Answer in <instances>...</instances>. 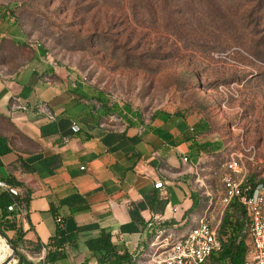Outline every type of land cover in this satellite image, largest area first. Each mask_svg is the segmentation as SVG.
Listing matches in <instances>:
<instances>
[{"label":"crops","instance_id":"obj_1","mask_svg":"<svg viewBox=\"0 0 264 264\" xmlns=\"http://www.w3.org/2000/svg\"><path fill=\"white\" fill-rule=\"evenodd\" d=\"M98 96L41 45L29 44L14 18L0 13V133L12 148L1 157L0 177L19 182L27 202L28 213L18 222L23 264H45L42 248L58 229L67 253L59 264H99L87 240L104 229L139 264L153 249V224L164 234L181 232L204 215L214 219L216 202L204 180L226 141L212 121L159 109L147 121L123 110L127 122L111 123ZM21 103L30 109L18 108ZM40 103L55 120L35 110ZM208 142L212 146H200ZM159 180L163 189L154 186Z\"/></svg>","mask_w":264,"mask_h":264},{"label":"rangeland","instance_id":"obj_2","mask_svg":"<svg viewBox=\"0 0 264 264\" xmlns=\"http://www.w3.org/2000/svg\"><path fill=\"white\" fill-rule=\"evenodd\" d=\"M212 1L215 5L209 7ZM246 1L0 0V13L15 16L28 43L41 45L54 61L104 92L111 103L131 106L144 121L159 109L208 117L226 141L204 180L216 202L212 222L219 230L230 212L221 202L223 177L229 172L225 163L240 157L238 179L264 180V60L250 50L263 34L250 31L263 26H256L258 15ZM220 3L228 5L226 17L232 21L242 13L246 29H218L211 13L220 11ZM238 33L244 34L241 39L234 37ZM258 46L264 50V44ZM110 119L127 122L118 113ZM231 212L244 220L239 210ZM3 232L15 242L13 231ZM17 245L15 264L25 254ZM165 250L154 246L139 264H157Z\"/></svg>","mask_w":264,"mask_h":264},{"label":"trees","instance_id":"obj_3","mask_svg":"<svg viewBox=\"0 0 264 264\" xmlns=\"http://www.w3.org/2000/svg\"><path fill=\"white\" fill-rule=\"evenodd\" d=\"M234 1L236 2V0ZM248 1L252 4L251 12L255 15H258L256 26H263L260 29L258 28L259 30L256 29L254 31H250L252 35H260L261 32L263 33L261 35L262 37L257 40V46H255V48H250V50L253 52L254 56H256L257 58H262V60H264V50H261V48H259L260 46H258V44H264V0H247L246 2ZM213 3V1L209 2L208 6L213 7ZM218 6L219 8H221L220 11H213V13H211V16H213V23L217 25V27L219 25L218 29H227L232 33H234L235 31L238 32L239 30L242 31L243 29H246L243 28L245 22L243 21L244 18L242 13H235V19L232 21L230 17L229 19L227 18L228 15L231 14V12H229L228 5L220 3ZM5 15L9 16L10 18H14L15 22H17L15 16H13L9 11L5 12ZM191 17H193V15H191ZM238 25H241V28L238 29ZM242 35L244 34L238 33V36L234 35V37L237 39H241L243 37ZM96 98L97 102L100 104L99 110H101L105 114V117L110 116V114L113 113H118V115L120 116L123 110L133 112L131 106L126 105L124 108H122L117 103H111L110 98L102 91H99V96ZM200 146L207 148L212 145L208 142L201 144ZM11 150L12 148L9 145L7 137L0 133V166L2 165L1 157L4 154L9 153ZM9 181L13 182L16 185H20L17 181ZM259 182H264V180L256 181L254 178L250 177L247 178L245 184H249L252 186V188H254ZM12 201L13 198L10 194L6 192H0V230L15 231V242L12 241V243L17 248V243L21 244V242H23L24 232L18 226V222L15 217L11 216V214L8 212L7 207ZM86 207V205L82 207H74L73 211L85 209ZM235 210L240 211L241 215L244 218L243 221L240 218H233V214H231V211ZM227 211L230 212H226V215L224 216L220 224V229L218 230L219 237L223 240V248L219 253L214 254L210 259L221 264H244V261L247 259L252 249V237L250 232V220L248 219V212L245 206H243L238 200L232 202L229 205ZM164 225L172 226L174 224L166 222ZM158 227L160 228L162 226ZM151 230L153 232V236L158 234L156 232V226L154 224L151 226ZM60 231L61 230L58 229L51 242L46 245V247L48 248V253L46 254L45 264H59L60 260L67 257L65 245L58 241ZM87 245L91 252V256L95 257L99 264H137L136 259L128 249L121 250L119 248V246L114 241V235L111 230H102L99 236L87 240ZM41 247L42 245H38L39 249H41ZM17 264H23L22 256L19 257Z\"/></svg>","mask_w":264,"mask_h":264},{"label":"built area","instance_id":"obj_4","mask_svg":"<svg viewBox=\"0 0 264 264\" xmlns=\"http://www.w3.org/2000/svg\"><path fill=\"white\" fill-rule=\"evenodd\" d=\"M39 45V44H35ZM22 110H29L30 106L21 103L17 105ZM35 110L43 112L52 120L56 116L47 104L40 103ZM72 130L78 132L80 126L77 122L72 125ZM184 162H188V156H184ZM228 173L223 177L224 193L221 197L222 204L226 207L238 200L245 206L250 220V232L252 237V249L244 264H264V182H259L254 188L245 184L244 177L236 176L243 171L240 157L232 156L226 163ZM155 188L163 189L164 182L159 180ZM0 192L10 194L13 201L8 205V212L15 217L17 222L23 219L27 211V202L23 197L22 188L13 182L0 178ZM176 213L178 207L172 208ZM62 221L61 218L58 219ZM221 219L219 220V223ZM218 226L214 225L207 215L196 219L195 224L188 226L181 232H165L156 235L152 242V248L157 245L165 247V255L157 260V264H206L208 260L223 248V240L219 237ZM47 248H42V260H45Z\"/></svg>","mask_w":264,"mask_h":264},{"label":"bare ground","instance_id":"obj_5","mask_svg":"<svg viewBox=\"0 0 264 264\" xmlns=\"http://www.w3.org/2000/svg\"><path fill=\"white\" fill-rule=\"evenodd\" d=\"M0 242H2L4 245H6V247L8 248H5L4 246L0 245V258L3 260V262L11 255V249L8 245V243L6 242L5 239L1 238L0 236ZM16 262V259H12L11 261H9L8 263L6 264H15Z\"/></svg>","mask_w":264,"mask_h":264},{"label":"water","instance_id":"obj_6","mask_svg":"<svg viewBox=\"0 0 264 264\" xmlns=\"http://www.w3.org/2000/svg\"><path fill=\"white\" fill-rule=\"evenodd\" d=\"M0 233L3 236H5V238L8 240V242L10 243V246H11V248L13 250V252L11 253V255L4 262L1 263V264H6V263H8L9 261H11L14 258V255H15V253H16L17 250H16V247L12 244V242L8 238L7 234L5 232H3V231H0Z\"/></svg>","mask_w":264,"mask_h":264}]
</instances>
